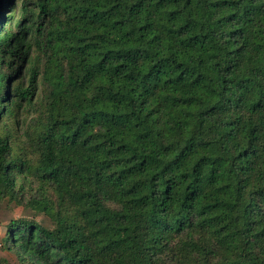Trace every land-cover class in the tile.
<instances>
[{
	"label": "trees",
	"instance_id": "1",
	"mask_svg": "<svg viewBox=\"0 0 264 264\" xmlns=\"http://www.w3.org/2000/svg\"><path fill=\"white\" fill-rule=\"evenodd\" d=\"M5 198L24 264H264V0H0Z\"/></svg>",
	"mask_w": 264,
	"mask_h": 264
},
{
	"label": "rangeland",
	"instance_id": "2",
	"mask_svg": "<svg viewBox=\"0 0 264 264\" xmlns=\"http://www.w3.org/2000/svg\"><path fill=\"white\" fill-rule=\"evenodd\" d=\"M15 1H13L12 7L14 6ZM14 18L19 17V6L16 4L14 7ZM5 14V13H4ZM16 26H13L15 29ZM34 216L39 223H42L48 227L51 226L50 221L42 216L36 214L33 210L29 208L22 207L21 205L15 204L12 201H9L7 198L0 201V238L6 231L7 224L14 218L18 217H32ZM1 243V242H0ZM0 264H24L21 262L13 250L6 249L0 244Z\"/></svg>",
	"mask_w": 264,
	"mask_h": 264
}]
</instances>
